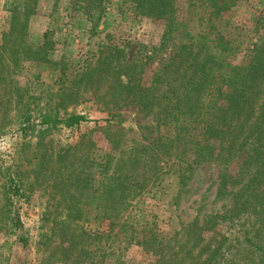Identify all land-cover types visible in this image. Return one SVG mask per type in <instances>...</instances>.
<instances>
[{
    "label": "trees",
    "instance_id": "1",
    "mask_svg": "<svg viewBox=\"0 0 264 264\" xmlns=\"http://www.w3.org/2000/svg\"><path fill=\"white\" fill-rule=\"evenodd\" d=\"M88 1L96 14L102 13L108 2ZM131 1L141 13L165 24L158 49L162 54L160 63L153 67L150 80L139 76L132 81L130 76L138 65L132 68L123 64L119 50L105 46L93 61L85 59L74 72L60 70L63 82H67L60 101L72 102L85 89H93L95 95L98 85L92 86L94 77L99 80L112 76L103 88L112 99L111 104L105 102V108L119 110L128 103L137 104L152 117L154 123L144 127L155 135L146 143L134 141L136 153L122 138L118 127L123 121L121 113L114 112L105 119L111 132L106 136L110 148L95 152L88 160L83 158L79 166L68 167L70 174L61 183L75 189V199L66 206L63 218L54 216L49 221L52 225L41 234L39 264H125L124 250L132 245L149 258L148 264H218L228 252L226 238L206 237L205 231L235 226L240 231L241 216L254 201L261 205V213L264 211V36L246 48L245 65L235 64L231 56L244 52L245 40L237 33L230 36L222 31L227 24L223 13L229 9L225 0H188L183 13L177 0ZM74 6L80 7L77 3ZM9 10L14 20L17 5ZM19 27L25 28L26 23L16 21L12 30ZM43 36L32 59L55 63L47 57L46 34ZM166 49L167 57L163 58ZM23 106L25 112L18 120L23 136L28 131H41L35 129L38 125L71 127L86 120V116L75 113L59 118L55 111L43 113L35 124L30 120L28 102ZM25 145H29L27 141L20 146L22 152ZM68 154L66 149L60 151L59 161ZM16 158L12 156L7 162L0 157V230L10 234L22 228L15 202L27 198L26 192L48 160L36 153L18 161ZM164 159L182 184L197 166L211 161L225 163L228 169L220 173L217 194L228 181L242 183L222 212L190 220L181 230L166 232L139 207L145 194L153 191L159 170L156 165ZM232 163L240 169L230 170ZM63 166L67 168L66 161ZM243 243L258 253L256 264H264V248L249 237Z\"/></svg>",
    "mask_w": 264,
    "mask_h": 264
},
{
    "label": "rangeland",
    "instance_id": "2",
    "mask_svg": "<svg viewBox=\"0 0 264 264\" xmlns=\"http://www.w3.org/2000/svg\"><path fill=\"white\" fill-rule=\"evenodd\" d=\"M225 1L229 9L223 13L227 24L222 31L230 36L237 33L245 40L242 45L244 52H237L231 60L245 65L248 62L246 48H251L264 36V0ZM88 2L0 0V157L11 162L12 156L19 159L36 153L43 155L44 160L48 159L42 164L35 184L26 192L27 198L22 197L15 202L22 228L15 230L14 234L0 230V264H39L43 252V248L38 247L41 246V234L52 225L49 221L54 216L63 218L66 206L75 199V189L66 184L62 186L61 180L70 174L69 168L79 166L83 158L88 160L95 152L110 148L106 136L111 132L105 119L112 113L120 112L122 115L123 121L118 127L127 148L133 147L134 151V141L146 143L155 135L144 127L154 123L152 117L137 104L128 103L119 110L105 108V102L111 104L112 99L109 93L103 92V88L112 81V76L99 80L94 77L91 84L98 85L95 95L93 89H85L72 102L67 103L68 99L61 103V90L67 82H63L60 70L74 72L85 59L93 61L105 46H115L123 64L132 68L138 65L136 73L130 76L132 81L139 76H143L144 81L150 80L153 67L160 63L162 54L158 49L165 33L163 20L141 13L131 0H108L99 14ZM76 3L80 7L74 6ZM187 4L188 0L176 1L181 13ZM16 5V18L13 20L9 8ZM16 21L25 22L26 27L12 30ZM44 34L47 57L55 63H39L32 59ZM163 52V58L167 57V49ZM144 71L146 73L141 74ZM25 102L29 104L30 120L35 124L39 123L43 113L54 114L55 111L59 118L75 113L86 116V120L71 127L38 125L35 129L41 131H28L23 136L18 129V120L25 112ZM25 141L29 145H25L22 152L20 146ZM65 149L69 154L61 162L58 153ZM65 161L67 168L63 166ZM224 164L205 162L197 166L190 179L182 184L167 160H160L156 165L159 169L156 185L141 199L139 207L144 208L149 218L153 217L166 232L181 230L183 224L190 220H201L207 214L222 212L230 205V196L242 183L236 179L228 181L222 193L217 194L220 173L224 168L228 171ZM228 167L234 171L240 169L236 163ZM1 191L0 186V196ZM241 220L243 228L240 231L237 226L205 231L206 237L224 235L226 238L228 252L220 257L218 264H256L258 253L243 241L249 237L264 248V211L261 213V205L257 201L252 202V207L242 214ZM123 260L125 264H148L150 261L136 245L124 250Z\"/></svg>",
    "mask_w": 264,
    "mask_h": 264
}]
</instances>
